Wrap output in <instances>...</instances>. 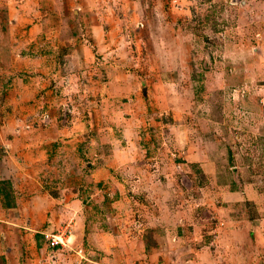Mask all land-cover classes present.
Masks as SVG:
<instances>
[{
    "label": "rangeland",
    "instance_id": "obj_1",
    "mask_svg": "<svg viewBox=\"0 0 264 264\" xmlns=\"http://www.w3.org/2000/svg\"><path fill=\"white\" fill-rule=\"evenodd\" d=\"M0 189V264H264V0H0Z\"/></svg>",
    "mask_w": 264,
    "mask_h": 264
},
{
    "label": "built area",
    "instance_id": "obj_2",
    "mask_svg": "<svg viewBox=\"0 0 264 264\" xmlns=\"http://www.w3.org/2000/svg\"><path fill=\"white\" fill-rule=\"evenodd\" d=\"M50 240H51V244H52L53 246H58V245L64 243L63 238H62L61 235H55V236L53 237V239L50 238Z\"/></svg>",
    "mask_w": 264,
    "mask_h": 264
},
{
    "label": "trees",
    "instance_id": "obj_3",
    "mask_svg": "<svg viewBox=\"0 0 264 264\" xmlns=\"http://www.w3.org/2000/svg\"><path fill=\"white\" fill-rule=\"evenodd\" d=\"M2 194H4V192L2 189H0V195H2ZM4 195L6 198H4V197L3 198L7 200V204H8V200L10 201L11 197H10L9 193L4 194Z\"/></svg>",
    "mask_w": 264,
    "mask_h": 264
},
{
    "label": "water",
    "instance_id": "obj_4",
    "mask_svg": "<svg viewBox=\"0 0 264 264\" xmlns=\"http://www.w3.org/2000/svg\"><path fill=\"white\" fill-rule=\"evenodd\" d=\"M78 15H79V10H75L74 11V17H78Z\"/></svg>",
    "mask_w": 264,
    "mask_h": 264
}]
</instances>
